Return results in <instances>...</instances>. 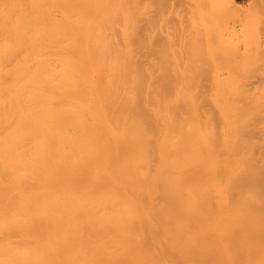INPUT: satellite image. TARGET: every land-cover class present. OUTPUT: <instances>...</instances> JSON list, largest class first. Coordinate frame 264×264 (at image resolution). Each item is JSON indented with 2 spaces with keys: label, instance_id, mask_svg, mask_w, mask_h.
Segmentation results:
<instances>
[{
  "label": "bare ground",
  "instance_id": "1",
  "mask_svg": "<svg viewBox=\"0 0 264 264\" xmlns=\"http://www.w3.org/2000/svg\"><path fill=\"white\" fill-rule=\"evenodd\" d=\"M0 264H264V0H0Z\"/></svg>",
  "mask_w": 264,
  "mask_h": 264
},
{
  "label": "rangeland",
  "instance_id": "2",
  "mask_svg": "<svg viewBox=\"0 0 264 264\" xmlns=\"http://www.w3.org/2000/svg\"><path fill=\"white\" fill-rule=\"evenodd\" d=\"M239 2H242V0H238ZM244 1V0H243Z\"/></svg>",
  "mask_w": 264,
  "mask_h": 264
}]
</instances>
